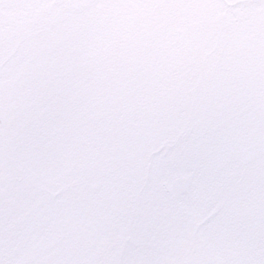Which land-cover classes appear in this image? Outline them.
I'll return each mask as SVG.
<instances>
[{
	"label": "snow or ice",
	"instance_id": "1",
	"mask_svg": "<svg viewBox=\"0 0 264 264\" xmlns=\"http://www.w3.org/2000/svg\"><path fill=\"white\" fill-rule=\"evenodd\" d=\"M0 264H264V0H0Z\"/></svg>",
	"mask_w": 264,
	"mask_h": 264
}]
</instances>
